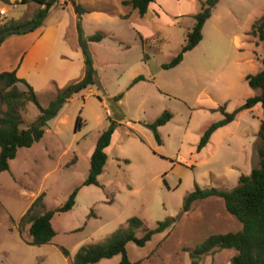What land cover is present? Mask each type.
I'll list each match as a JSON object with an SVG mask.
<instances>
[{
	"label": "rangeland",
	"instance_id": "374dc122",
	"mask_svg": "<svg viewBox=\"0 0 264 264\" xmlns=\"http://www.w3.org/2000/svg\"><path fill=\"white\" fill-rule=\"evenodd\" d=\"M16 2L0 3L8 19H28L37 8L33 2ZM105 2L83 0L89 10L109 16L91 15L83 25L85 35L104 34L101 41L89 43L97 82L74 94L48 122L41 140L19 148L8 171L0 172V264H71L80 246L104 242L132 216L141 218L148 228L176 219L142 247L127 242V255L135 264H191L188 251L208 235L240 229L218 197L196 201L188 212L180 214V210L195 184L231 189L241 174H249L257 165L256 133L264 115L259 104L217 128L199 152L196 146L208 125L223 118L217 107L225 105V111L231 112L257 92L245 76L262 68L263 47L249 32L247 39L243 30L250 25L247 12L256 18L264 0H220L203 26L201 41L169 69L161 64L180 51L201 0H157L155 11L148 8L142 17L128 12L126 20L110 17L116 9ZM66 21L63 41L75 49L77 33L73 36L70 11ZM138 34L154 37L152 43L142 44ZM234 34L241 37L238 47ZM137 76L142 79L132 84ZM75 81L68 79L66 85ZM58 89L53 86L48 95L44 89L37 92L39 103L46 106ZM120 93L121 99L114 101ZM164 110L172 117L158 128V144L144 123ZM37 115V107L29 103L22 113V126ZM77 115L82 125L75 130ZM111 122L115 129L97 177L100 185H83L90 153ZM76 187L72 209L52 217L56 233L51 242L40 247L26 244L28 225L21 226L19 219L32 201L44 192L45 207L52 209ZM60 246L68 250L67 257ZM233 254L232 249L214 251L198 259V264H230ZM120 259L115 255L93 264H118Z\"/></svg>",
	"mask_w": 264,
	"mask_h": 264
},
{
	"label": "trees",
	"instance_id": "16d2710c",
	"mask_svg": "<svg viewBox=\"0 0 264 264\" xmlns=\"http://www.w3.org/2000/svg\"><path fill=\"white\" fill-rule=\"evenodd\" d=\"M15 1L21 5L33 2L37 4V8L28 19H8L6 15H3L0 18V45L11 35L25 34L42 27L52 6H63L69 2L76 14L75 27L78 46L83 57L84 75L81 79L58 89L47 105L43 106L39 103L33 87L24 79L17 77L16 69L0 72V172L8 171L9 161L16 157L19 148L31 147L34 143L41 140L47 130L48 122L58 114L59 110L74 94L97 82L89 43L99 42L104 37V34L100 31L90 35L84 34L82 15L89 10L76 2V0H64L61 3L60 0ZM153 1L123 0L122 4L129 6L130 9L136 11L142 17L148 11L149 4ZM218 1L201 0L200 9L193 15V24L186 31L185 41L181 45L180 51L168 62L162 63V68L169 69L176 66L182 60L183 54L193 49L201 41L203 26L211 16V11ZM0 3L9 4L10 1L0 0ZM249 34L255 38V43H261L263 47L262 68L254 74H246L245 76L248 86L257 90V92L246 97L231 112L225 111V105L216 108L223 114V118L212 122L204 130L196 146L198 152L207 144L211 134L217 128L232 122L239 112L250 109L257 104L264 111V12L251 24ZM138 36L142 44H151V39L154 38H144L141 34H138ZM147 58L148 56L145 53L144 59ZM141 79V76L135 77L132 84ZM20 84L24 87L20 88ZM121 97L122 93L112 99L118 101ZM29 103H33L37 107L38 115L35 120L23 127L22 113ZM171 117V113L164 110L153 121L144 123L145 126L152 130L158 144L161 140L157 130L160 126L166 124ZM81 125V117L77 115L74 129H79ZM114 129L115 122H111L98 136L90 153L88 173L82 182L83 185H100L97 177L103 171L107 159L105 149L111 142ZM257 139L259 141L257 165L251 169L249 174H241L234 187L231 189L201 188L195 184L193 190L184 197L180 214L188 212L196 201L208 197H218L222 199L225 210L240 224L239 230L212 233L190 249L188 255L191 264H198V259L203 255L222 249H232L234 251L230 264H264V115L260 120ZM77 192L78 188L76 187L62 204L52 209L45 207L44 192H41L32 201L19 219L21 226L28 225L27 232L30 238L27 240V244L40 246L51 242L56 233L51 223L53 215L72 209ZM175 221V218H167L163 221H158L154 227L148 228L141 218L132 216L127 219L125 224L110 233L104 242L80 246L74 254L71 264H93L103 258H110L115 255H120L121 257L118 264H135L136 262L131 261L127 255V242H132L136 246L142 247L154 234L167 230ZM137 231H141L142 234L138 236ZM59 248L64 256L67 257L69 255L66 248L62 246Z\"/></svg>",
	"mask_w": 264,
	"mask_h": 264
},
{
	"label": "crops",
	"instance_id": "0c3cea01",
	"mask_svg": "<svg viewBox=\"0 0 264 264\" xmlns=\"http://www.w3.org/2000/svg\"><path fill=\"white\" fill-rule=\"evenodd\" d=\"M9 1L12 2L14 0ZM63 1L64 0H60V2ZM94 1H97V3L99 2V0ZM102 1H106L110 6L115 7L116 10L114 14L112 13L113 15L110 16L112 18L126 20L128 16H123L127 15L128 12H133L130 7L122 4L123 0ZM155 1L157 0H154L149 4V9L152 11H155V9L153 8V6L155 5ZM76 2L85 7L83 0H76ZM56 8H58L60 11L54 13L53 11ZM85 8L88 9L87 7ZM101 9L105 10L106 12L108 11L104 6L101 7ZM69 11L71 12L74 22L73 36H75L76 14L71 4L67 2L64 5V9L62 8V6L54 5L50 8L48 17L42 27L25 34L11 35L3 41V43L0 45V72L16 69L17 77L24 79L28 84H30L35 90L36 95L37 92L42 89L46 91L45 93L47 95L51 94L53 92L51 91L53 89V86L55 89L62 88L66 85L68 79L75 78V80H79L80 78H82L84 71L81 72V70H84V63L82 54L79 50L80 48L76 46L75 49H72V47H70L66 42L63 41V39H65V37L67 36L65 27L67 22V13ZM247 13L249 14V18L247 20L248 25H251V23H253L261 15L258 14L256 18H252L250 16V11H248ZM103 14L106 13L89 10L87 13L82 15V27L85 24V21L92 16H94L92 18L97 17L98 19H105L109 17ZM211 16L209 18H211ZM249 27L247 26L243 30L244 35L245 33L247 35V39L249 36ZM240 38L241 37L237 34L233 35V43L236 47H238V44L240 43ZM93 43L94 42H90V45H92ZM250 54L252 53L250 52ZM247 58H250V56H247Z\"/></svg>",
	"mask_w": 264,
	"mask_h": 264
},
{
	"label": "built area",
	"instance_id": "2783aa9c",
	"mask_svg": "<svg viewBox=\"0 0 264 264\" xmlns=\"http://www.w3.org/2000/svg\"><path fill=\"white\" fill-rule=\"evenodd\" d=\"M6 9L4 7H0V18L5 15Z\"/></svg>",
	"mask_w": 264,
	"mask_h": 264
}]
</instances>
